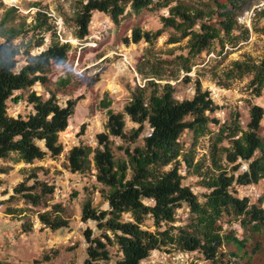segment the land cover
<instances>
[{
    "label": "trees",
    "instance_id": "trees-1",
    "mask_svg": "<svg viewBox=\"0 0 264 264\" xmlns=\"http://www.w3.org/2000/svg\"><path fill=\"white\" fill-rule=\"evenodd\" d=\"M240 1L211 0L214 8L193 7L184 0L79 1L73 17L74 36L78 40L89 35L94 13L107 15L118 26L129 13L166 10L167 14L159 18L163 28L173 31L166 43L185 40L187 49L186 55L180 54L170 61L136 65L138 74L146 80L145 85H128L129 100L121 112L111 108L112 100L105 93L100 102V108L106 111L105 130L96 134V146L78 144L68 151L69 171L82 174L93 166L96 181L106 189L101 191V196L107 210H96L90 199L81 207L82 222H95L100 232L95 237L90 228L83 232L87 243L85 264L110 261V246H116L121 254L115 264H141L152 252L162 249L188 253L196 264L197 261L219 264L223 259L235 264V258H230L231 255L224 258L221 249L225 243L242 246V242L224 232L222 220L229 217L252 233L264 228V199L251 203L237 189L264 180V144L259 134L264 109L249 103V120L243 128L237 112L229 122H221L214 116L218 105L198 80L192 97L182 100L174 96L175 85L169 81L161 83L165 76L176 79L179 72L190 73L193 60L203 52L213 53L215 42L220 46L218 53L225 55L228 46L235 47L248 39V28L238 23ZM15 12L16 9H7L0 19V160L15 155L18 161L32 164L62 153L59 134L69 128L80 98L67 99L61 104L55 90L45 89L46 97L31 90L26 99L31 106L28 114H8V103H17L22 98L16 93L52 83L49 77L52 68L66 64L71 47L59 40L55 25L45 13L37 11L33 24L24 29L22 25H9ZM260 14L264 17V9ZM162 32V29L150 32L136 27L124 44L141 40L152 44ZM25 33H31L27 41ZM34 49H37L35 53ZM21 58L23 63L19 64ZM145 65L148 71L144 70ZM224 78L219 85L226 89L234 80L248 79L247 89L252 96L260 97L264 89V55L259 61L245 58L232 62ZM184 79L190 80L187 76ZM53 83L63 88L70 82L61 78ZM127 119L137 127L127 130ZM211 126H217V131L213 132ZM185 132L192 134V145L187 150L179 142ZM140 136L143 145L131 148ZM206 136L210 142L207 166L205 158L195 160L194 148L196 141ZM111 137L124 144L117 147L124 158H115ZM182 164L189 174L199 177V186L206 190L201 194L202 201L183 184L179 170ZM242 164H246L244 171L240 170ZM0 173L5 172L0 168ZM30 180L33 183L29 186L26 181L16 185L11 198L20 195L34 207L46 204L54 186L39 180L36 174L28 176L27 181ZM182 206L188 209V222L175 225L177 211ZM51 210L38 213L40 223L52 231L68 227V221L59 215L61 206L53 204ZM147 219L152 220L153 231L144 228Z\"/></svg>",
    "mask_w": 264,
    "mask_h": 264
},
{
    "label": "rangeland",
    "instance_id": "rangeland-1",
    "mask_svg": "<svg viewBox=\"0 0 264 264\" xmlns=\"http://www.w3.org/2000/svg\"><path fill=\"white\" fill-rule=\"evenodd\" d=\"M80 0H0V19L5 10L13 8L16 12L12 15L9 25H22L24 29L33 24L37 11L46 14L49 21L55 25L59 40L70 44L68 60L64 66L53 67L50 73L52 83L46 87L35 85L31 89L20 91L15 95H22L17 103H8V114L25 116L31 110L26 102L27 95L31 90L46 97V90H55L59 103L64 104L67 99L80 98L75 106V111L69 120V128L59 134V140L63 145L62 153L55 157H46L41 161H34L26 164L18 161L15 155L10 159L0 160V168L5 173H0V263L11 264H85L87 259L86 247L83 232L86 228L92 229L93 236H99L95 222L81 220V207L86 199L91 200L92 207L96 210H107L108 205L101 196V191L106 190L95 178V170L85 173H71L68 169L67 155L71 147L84 144L91 147L96 146V134L104 132L106 111L100 108V102L105 93H108L112 100L111 108L121 112L125 103L129 100L130 84L132 74L128 71L116 74V63L119 61L120 53L127 56L133 65L146 64L154 65L159 60L170 61L180 54L186 55V41L176 44H167L166 41L173 31L170 28H163L160 23V16L166 15V10L149 11L143 10L135 15L129 13L118 26H115L107 15L95 14L90 23V33L83 40L74 36L73 17L79 7ZM189 1L191 6L204 8L206 5L214 8L211 0H184ZM226 0H219L224 3ZM242 10L238 14V23L249 30V37L246 41L235 47L228 46L227 53H218L220 46L214 43L213 53H201L193 60V67L190 73L179 72L176 79L164 77L161 83L169 81L175 85L174 96L182 100L192 97L195 81L201 83L202 89H217L219 93L214 102L218 110L214 116L221 122H229L232 115L237 112L241 127H245L249 120V103L261 106L264 109V89L260 97H254L247 89L246 78L234 80L228 89L220 86L223 82L224 72L232 62L242 61L251 58L259 61L264 55V17L260 12L264 9V0H241ZM105 20L108 24L107 33L100 37L97 47L89 45L80 49L81 44L94 41L93 36L100 30L101 22ZM140 28L143 31L155 32L162 29V34L148 44L144 40L138 43L124 44L125 38H130L131 30ZM31 33L24 34L27 41ZM16 41V43H18ZM63 42V41H61ZM48 44V36L45 39ZM37 49L32 50L35 53ZM103 58L98 61V58ZM23 63V58L20 63ZM170 70L171 67H167ZM148 71V66H144ZM187 76L190 80L185 81ZM144 79V76H141ZM64 78L69 80V85L57 88L53 82ZM115 84V85H114ZM130 86V85H129ZM117 89L115 93L110 91ZM149 91V89H148ZM147 91V92H148ZM84 128L81 132V128ZM137 127L127 119L126 129ZM212 131H217V126H211ZM145 134V133H144ZM144 134L142 136H144ZM259 134L264 144V116L261 122ZM142 136L131 145L142 146ZM111 139L114 142L113 152L115 158H124L123 153L117 149L124 145L118 138ZM179 142L187 150L192 145V134L185 132ZM209 137H202L194 144L195 160L205 158V166L209 165ZM227 145V142H224ZM260 155V153H258ZM180 174L184 177L183 184L189 186L202 201L201 194L206 190L199 186V177L187 172L186 167L180 166ZM241 170V169H240ZM36 174L38 179L54 186V193L47 197L46 204L34 207L26 203L20 195H14L13 189L20 182L26 181L27 185L33 183L27 181L28 176ZM239 195H248L251 203H257L264 199V180L257 185H250L245 189L237 187ZM59 204L62 208L59 215L68 221V227L52 231L44 227L39 219L38 213L52 211L51 206ZM188 209L182 206L176 215L175 225H184L188 222ZM224 232L242 242V246L235 242L225 243L221 249L225 257L235 258V264H264V228L259 232H250L249 229L241 228L235 221L225 217L222 220ZM144 228L154 230L152 220L147 219ZM110 261L100 264H115L121 254L116 246L108 247ZM178 252L174 249H162L152 252L144 261L151 264H172L171 257ZM235 256V257H233ZM167 259V260H165ZM198 260V259H197ZM198 264H211L205 261H197ZM191 264H196L194 259ZM218 264V263H217ZM219 264H232L223 259Z\"/></svg>",
    "mask_w": 264,
    "mask_h": 264
},
{
    "label": "built area",
    "instance_id": "built-area-1",
    "mask_svg": "<svg viewBox=\"0 0 264 264\" xmlns=\"http://www.w3.org/2000/svg\"><path fill=\"white\" fill-rule=\"evenodd\" d=\"M107 27H108V24L105 20H103L101 22V25H100V30L98 32H96V35L93 36V39L94 41L90 42V43H84V44H81V48H83L84 46H90L92 48H95L97 47V43L98 41L100 40V37L103 35V34H106L107 32ZM61 41L65 42L64 40H62V38H60ZM119 55V61L116 63V74H120V73H124L126 71L130 72L132 74V78H131V81L130 83L133 85V86H138V87H143L145 85V79H143L137 72L136 70V67L135 65H133L132 63H130V61L127 59V56L123 53H120L118 54ZM115 85V84H114ZM117 89L116 87L115 88H112L110 91H112L113 93H115ZM209 91V94L211 96V98L213 100H215L219 93L217 92V89H212V88H209L208 89ZM242 171L246 170V164H242L241 168H240ZM245 189L249 188V186H246L244 187ZM246 197L248 195L244 194ZM167 260V259H165ZM171 260H173L172 264H191L193 262V258L192 256H190L188 253H183V252H178L177 254H174V256L171 257ZM141 264H151V262H146V261H142Z\"/></svg>",
    "mask_w": 264,
    "mask_h": 264
},
{
    "label": "crops",
    "instance_id": "crops-1",
    "mask_svg": "<svg viewBox=\"0 0 264 264\" xmlns=\"http://www.w3.org/2000/svg\"><path fill=\"white\" fill-rule=\"evenodd\" d=\"M95 14H101V13H94V15H95ZM94 15H93V16H94ZM102 15H105V14H102ZM102 58H103V57L100 56V57L98 58V61H100Z\"/></svg>",
    "mask_w": 264,
    "mask_h": 264
}]
</instances>
